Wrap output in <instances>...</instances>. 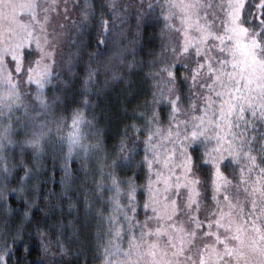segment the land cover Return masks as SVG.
<instances>
[{
	"label": "snow or ice",
	"instance_id": "1",
	"mask_svg": "<svg viewBox=\"0 0 264 264\" xmlns=\"http://www.w3.org/2000/svg\"><path fill=\"white\" fill-rule=\"evenodd\" d=\"M101 76L137 100L111 147ZM0 264H264V0H0Z\"/></svg>",
	"mask_w": 264,
	"mask_h": 264
},
{
	"label": "trees",
	"instance_id": "2",
	"mask_svg": "<svg viewBox=\"0 0 264 264\" xmlns=\"http://www.w3.org/2000/svg\"><path fill=\"white\" fill-rule=\"evenodd\" d=\"M154 28L149 26L143 30V43L148 45L152 39V33ZM86 41L89 43V51L93 53H99L100 62L109 61L115 70L121 73L127 71L124 65L121 63L125 59L124 52L117 43H114L111 40L105 42V44L97 46V35L96 28L93 26L90 29L88 36H86ZM132 41V34L128 33V39L123 41V45L126 48H131L133 45L130 43ZM144 55V52H138L136 59L138 60L141 56ZM87 59V57H85ZM126 59L132 60L131 55L127 56ZM83 68L79 67L77 73H82ZM126 80L130 79L133 81V87L140 93L146 91V84L142 82L141 76L138 71L134 72L131 76H126ZM80 87V78L77 76L72 85V91L69 95V99L72 98V95L77 93ZM97 94L91 98L95 101V104L92 108L88 109L89 113H95L98 121V127L103 131L104 136L106 137V142L111 147L112 144L118 139V134L123 127V124L127 122V116L122 110V105H126L129 109L137 103V100L131 99L126 95V88L123 82H113L111 84L104 83V77L101 76L98 78V83L94 86L93 89ZM142 98V96H141ZM70 123V120H69ZM73 168L76 167L75 164L72 165ZM56 180L60 179V173L57 171ZM57 190H59V185H56ZM10 202L13 206L18 204L17 198L15 196L10 198ZM42 207V205H41ZM32 217V224L34 225L37 221L42 220L43 213L39 208H34ZM59 215V214H57ZM54 218H47L49 223L53 222ZM31 230V226H29ZM27 239V238H26ZM55 239V235L53 236ZM28 243L33 246L32 259H38L41 255L39 247L35 241V238L27 240ZM74 248L75 244L72 245Z\"/></svg>",
	"mask_w": 264,
	"mask_h": 264
}]
</instances>
